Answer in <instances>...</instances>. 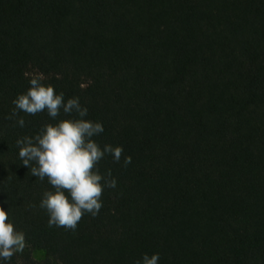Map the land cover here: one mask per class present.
<instances>
[{
	"label": "trees",
	"instance_id": "1",
	"mask_svg": "<svg viewBox=\"0 0 264 264\" xmlns=\"http://www.w3.org/2000/svg\"><path fill=\"white\" fill-rule=\"evenodd\" d=\"M35 74L123 146L75 231L15 146L49 118L5 119ZM0 201L28 241L10 264H264V0H0Z\"/></svg>",
	"mask_w": 264,
	"mask_h": 264
},
{
	"label": "clouds",
	"instance_id": "2",
	"mask_svg": "<svg viewBox=\"0 0 264 264\" xmlns=\"http://www.w3.org/2000/svg\"><path fill=\"white\" fill-rule=\"evenodd\" d=\"M28 85L11 101L13 108L5 119L24 128L20 112L30 116L43 112L49 118L35 134L18 137L15 146L22 166L38 180L46 178L50 185L38 204L48 216V227L75 231L82 216L99 214L103 192L116 188L112 170L102 172L99 165L106 156L121 163L123 146L97 141L104 132L103 122L88 117V108L79 96L66 97L40 74L33 75ZM130 162L131 157L124 156L123 166ZM27 246L26 233L16 227L10 205L0 201V264H10ZM160 258L159 252H145L133 264H159Z\"/></svg>",
	"mask_w": 264,
	"mask_h": 264
},
{
	"label": "rangeland",
	"instance_id": "3",
	"mask_svg": "<svg viewBox=\"0 0 264 264\" xmlns=\"http://www.w3.org/2000/svg\"><path fill=\"white\" fill-rule=\"evenodd\" d=\"M34 257L37 260H41L43 258V253L36 251V252H34Z\"/></svg>",
	"mask_w": 264,
	"mask_h": 264
}]
</instances>
